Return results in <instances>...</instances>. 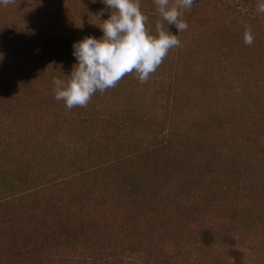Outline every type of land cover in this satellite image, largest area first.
Returning a JSON list of instances; mask_svg holds the SVG:
<instances>
[{
    "label": "rangeland",
    "instance_id": "1",
    "mask_svg": "<svg viewBox=\"0 0 264 264\" xmlns=\"http://www.w3.org/2000/svg\"><path fill=\"white\" fill-rule=\"evenodd\" d=\"M244 1L196 0L184 10L188 28L175 53L168 52L145 83L128 81L125 96L111 100L110 108L126 110L123 116L138 109L143 116L137 125L148 134L162 126L160 136L171 142V156L152 154L141 162L151 165L146 206L124 202L116 208L113 182L101 172L62 182L64 192L46 188L0 199V264H15L14 248L30 251L32 241L52 238V230L69 224H75L72 236L41 250L53 264H264V14L255 12L257 0ZM97 10L87 0L0 6V164L9 174L47 187L49 172L55 174L79 143L80 133L70 134L47 111L58 104L50 74L75 61L73 42L103 35ZM246 28L252 45L243 42ZM141 128L137 138L144 145ZM226 151L234 152L241 172L226 194L229 205L208 185L218 186L220 178L203 176L206 160H200L201 154L221 153L217 168L224 169ZM8 182L0 181V198L9 192ZM197 182L207 189L192 194ZM203 226L234 232L239 256L218 249L202 258L196 244Z\"/></svg>",
    "mask_w": 264,
    "mask_h": 264
},
{
    "label": "trees",
    "instance_id": "2",
    "mask_svg": "<svg viewBox=\"0 0 264 264\" xmlns=\"http://www.w3.org/2000/svg\"><path fill=\"white\" fill-rule=\"evenodd\" d=\"M244 2L245 1L243 0V3ZM140 4L142 12L148 17L147 26L151 33L155 34V25L157 21L160 20V17L155 10L153 0H140ZM87 5H92L97 8V12L104 9V14L101 16V19L98 18V25L100 26L102 21L108 18L110 10L100 3L99 0H96L95 3H93L92 0H87ZM255 12L257 11L255 10ZM160 22L163 25L164 30L167 31V23L162 20H160ZM170 30L173 34H176L174 27L170 26ZM185 34L186 31L178 33V39L180 42L183 40ZM176 49L177 47L170 49L169 53L174 54V50ZM69 62L71 65H65L64 72L60 68L54 69L51 72L50 82H52L54 76L64 80L69 79L68 75L72 71L73 65L76 63L70 59ZM128 81L132 82L131 85L138 82L135 73L126 74L117 82L115 87L106 89L103 93H94L86 106H76L68 110L65 108L64 102L58 100L57 106L54 107L56 108L55 110H53L52 106L51 108H47V111L48 109H51L50 112L48 111L50 114L54 115L58 120L66 123V130H68L70 134H73V132L75 133L76 131L80 133L79 143L74 142V148L66 158L65 164L63 166H58L56 172L52 171L55 172V174L51 175L49 172L47 175V187L44 185L46 183L39 184L34 179L26 180V175H20L14 172L9 174L7 169H5L6 167L4 166V163H1L0 167L2 170H0V173H2V178L0 181H9L8 183L10 184L6 188L9 192L0 199L5 201L12 196L15 197V195L16 197L26 193H29L30 195L34 194L36 190L40 191L46 188L50 191L56 189H61V191H63L62 188L58 187L62 182L70 179L88 178L90 175H96L97 172H101L107 180L113 182L116 192L115 197L114 199L112 197V200L114 205H117L115 206L116 208L122 206L124 202L130 203L136 208H144L146 202L149 200L147 192L149 188V180L152 177L150 176L149 170L151 165L141 164V162L144 161L143 157L151 156L152 154L157 156L166 155V157L171 156L170 153L172 151V146L170 140L166 138L165 134L160 136L162 132H164L160 124L158 125L161 128L155 126L154 128H156V131L149 134L147 133L148 130L144 131L141 128V124V127L137 125L139 117L141 118L143 116L138 109H136L137 113L123 116L122 113L126 112V110L120 109L121 111L119 113L117 109L113 107L110 108L113 104V102H111L112 99L116 98L120 93V95L123 94L120 97L125 96L124 89H126L125 85ZM122 87H124V89ZM132 91H134V88ZM122 101L124 103L126 102L125 99ZM59 106L61 107V110H65L66 112H59L57 109ZM127 108L129 109L131 106H127ZM73 114H76L77 116H74ZM149 121L151 122L152 120ZM231 124L234 123L231 122ZM140 128L142 129V133L147 135V140L144 145H141V142L138 140L139 137L137 138L138 133H140ZM67 135L70 136L69 134ZM90 143H94V146H89ZM228 151L222 156L225 158V163H221L224 169L217 168L216 157H220L221 153H217L216 155L214 152V155L209 157L201 154L200 160L201 162L206 160L203 176L208 175V178L211 177L210 179H212L215 175L220 178L218 180L219 187L209 183L208 185L215 189L218 188L223 197L222 202H226V204L229 205L230 201H228L229 198L226 197V194L227 192H232V190L237 187L241 178V172L239 171L237 165L238 159L234 155V152L233 154L231 152V156H229V154H227L229 153ZM242 152H245L244 149ZM161 153H163V155ZM6 176L8 178L5 180ZM200 183L202 182H197L196 185H191L192 194L206 191L207 187ZM116 194H119V197H117ZM69 196H74V193ZM110 203L111 202H108L107 204ZM43 218L44 225H47V223L50 225L51 221H47V216H43ZM73 226H75V224L57 226L54 231H51L52 238L47 237V240L45 234H43L37 242L34 243V241H32L30 251H27L24 248H14L13 258L16 261L15 264H53L50 258H46V254L43 255L41 253L42 248L45 249V243L50 244L52 241L54 245H58L60 240H64L63 238L66 239V237L72 236L70 234ZM46 227L47 226H45V228ZM78 227L81 228L80 226ZM199 233L203 237H201L196 246L202 253V258L206 256V253L214 252L218 249H222L224 254L232 259H236L237 255L239 256V244L236 243L234 232L226 231V233L220 234L203 226L199 229ZM207 234H209L210 237H208ZM54 245L49 246L52 247ZM124 251L126 254V251H130L129 254L131 255L134 252H137L135 249H124ZM117 253L121 256L123 252L121 250ZM120 256L110 254V258L116 262L121 261Z\"/></svg>",
    "mask_w": 264,
    "mask_h": 264
},
{
    "label": "clouds",
    "instance_id": "3",
    "mask_svg": "<svg viewBox=\"0 0 264 264\" xmlns=\"http://www.w3.org/2000/svg\"><path fill=\"white\" fill-rule=\"evenodd\" d=\"M93 3L96 0H92ZM110 10L108 18L99 26L100 38L86 36L72 44L73 65L69 79L52 78L56 100L66 109L86 106L94 93L115 87L128 73H135L139 83H145L162 63L169 50L180 46L178 33L188 28L184 10L191 9L196 0H153L160 20L168 25L165 31L160 20L155 34L147 26L148 17L141 10L140 0H99ZM12 0H0L7 6ZM256 11L264 14V0H257ZM101 9L96 16H102ZM174 27L176 34L170 30ZM250 28L243 33V42L252 45ZM2 58V54H0Z\"/></svg>",
    "mask_w": 264,
    "mask_h": 264
}]
</instances>
